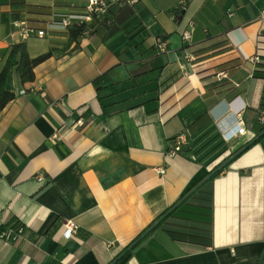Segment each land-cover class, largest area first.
<instances>
[{"label": "crops", "instance_id": "obj_1", "mask_svg": "<svg viewBox=\"0 0 264 264\" xmlns=\"http://www.w3.org/2000/svg\"><path fill=\"white\" fill-rule=\"evenodd\" d=\"M85 8L0 0V71L15 44L30 58L54 50L33 82L13 72L6 84L16 98L0 113V230H22L0 238V264H264V0H139L72 41L58 23ZM17 21L46 35L23 41ZM238 122L246 134L225 140ZM181 133L189 144L169 157ZM222 163L209 245L158 228L130 250Z\"/></svg>", "mask_w": 264, "mask_h": 264}, {"label": "trees", "instance_id": "obj_2", "mask_svg": "<svg viewBox=\"0 0 264 264\" xmlns=\"http://www.w3.org/2000/svg\"><path fill=\"white\" fill-rule=\"evenodd\" d=\"M87 30L88 27L85 25L70 27L71 40L77 41ZM53 55L54 50L52 49L37 58H30L25 43L12 46L6 64L0 71V113L16 98V94L6 88L10 75L13 72L17 73L22 84L33 82L35 80L36 67L49 60ZM262 109L264 111V95L262 98ZM224 163L217 166L208 176L213 175V179L222 174L227 169V166L221 168ZM210 181L199 188H197L199 184L193 187L175 205L160 215L130 246H133V248L138 247L158 228H162L176 241L202 246L209 245L212 235L213 202L209 186ZM178 204L180 205L176 208ZM157 223H159L158 226L153 228ZM7 229L8 227H2L0 231L3 233ZM145 234L146 236L143 237Z\"/></svg>", "mask_w": 264, "mask_h": 264}, {"label": "built area", "instance_id": "obj_3", "mask_svg": "<svg viewBox=\"0 0 264 264\" xmlns=\"http://www.w3.org/2000/svg\"><path fill=\"white\" fill-rule=\"evenodd\" d=\"M86 1V14L84 15H69L66 16L58 25L62 29H68L74 25H85L88 26L92 21L97 17L107 15L113 8L121 7L123 5H132L137 3L139 0H85ZM262 17H264V11L262 12ZM14 29L21 40H27L33 36H37L39 38H43L46 35L44 30H38L34 27H31L27 21H17L13 24ZM184 40L186 42L191 41L192 39V31L187 30L184 35ZM165 42L159 43L160 51H165ZM259 57H255L252 59V62L258 63ZM220 78H226L227 74L225 72L219 73ZM260 123L264 126V111L260 113L259 116ZM85 125L84 119H79L74 127H83ZM246 134V129L242 122H238L237 125L230 129L227 133L224 134V139L227 141H232L236 137L242 136ZM55 138L58 137V134L54 135ZM189 144V137L186 133H181L177 135L171 143V148L168 151L169 157H175L179 154H182ZM160 173L164 174V170H160ZM38 181H43L44 177L42 174H38ZM66 228V236L69 238H75L80 226L74 221H68L65 225ZM21 228L14 227L10 228L7 231L3 232L0 235V238L9 239V240H17L21 234Z\"/></svg>", "mask_w": 264, "mask_h": 264}, {"label": "water", "instance_id": "obj_4", "mask_svg": "<svg viewBox=\"0 0 264 264\" xmlns=\"http://www.w3.org/2000/svg\"><path fill=\"white\" fill-rule=\"evenodd\" d=\"M228 164V163H227ZM227 164H224L221 168H224V167H226L227 166ZM212 177H213V175H210V176H208L207 178H205L199 185H198V187L197 188H199V187H201L202 185H204L205 183H207L209 180H211L212 179ZM180 204H178L177 206H176V208L179 206ZM158 224L159 223H157L153 228H155V227H157L158 226ZM146 235H144L143 237H145ZM142 237V238H143ZM141 238V239H142ZM139 242V241H138ZM133 249V247H130V250H132ZM118 261H119V259H117L114 263H112V264H117L118 263Z\"/></svg>", "mask_w": 264, "mask_h": 264}]
</instances>
